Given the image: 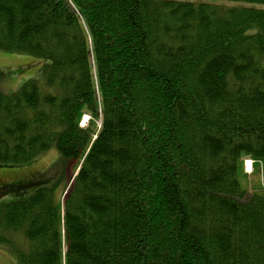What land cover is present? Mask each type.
<instances>
[{
    "label": "trees",
    "instance_id": "16d2710c",
    "mask_svg": "<svg viewBox=\"0 0 264 264\" xmlns=\"http://www.w3.org/2000/svg\"><path fill=\"white\" fill-rule=\"evenodd\" d=\"M0 50L46 60L0 164L78 160L0 205L13 264H264V0H0Z\"/></svg>",
    "mask_w": 264,
    "mask_h": 264
},
{
    "label": "rangeland",
    "instance_id": "374dc122",
    "mask_svg": "<svg viewBox=\"0 0 264 264\" xmlns=\"http://www.w3.org/2000/svg\"><path fill=\"white\" fill-rule=\"evenodd\" d=\"M45 62V59L32 54L0 50V68L6 72V76L1 81L2 87L7 92H13L17 91L27 79L40 78ZM89 118V114H84L83 120L86 123ZM77 163V159L63 161L59 152L52 148L25 163L0 164V194H2L0 205L3 202L26 198L41 185L53 186L55 192L63 196L67 185L75 176ZM251 166L253 167L252 162ZM246 169L252 170V168L248 170V167ZM256 182L257 175H253L252 183ZM13 263L14 257L11 251L0 246V264Z\"/></svg>",
    "mask_w": 264,
    "mask_h": 264
},
{
    "label": "bare ground",
    "instance_id": "6f19581e",
    "mask_svg": "<svg viewBox=\"0 0 264 264\" xmlns=\"http://www.w3.org/2000/svg\"><path fill=\"white\" fill-rule=\"evenodd\" d=\"M87 118V117H86ZM251 160L250 159H247V162H246V167H248L249 169L248 170H250L251 169Z\"/></svg>",
    "mask_w": 264,
    "mask_h": 264
}]
</instances>
